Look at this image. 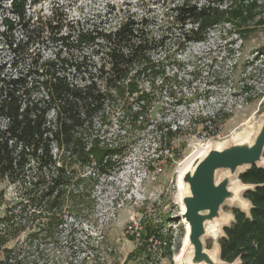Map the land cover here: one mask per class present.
I'll list each match as a JSON object with an SVG mask.
<instances>
[{
	"label": "rangeland",
	"instance_id": "1",
	"mask_svg": "<svg viewBox=\"0 0 264 264\" xmlns=\"http://www.w3.org/2000/svg\"><path fill=\"white\" fill-rule=\"evenodd\" d=\"M10 1L0 5V64L16 74L13 60L18 70L26 69L30 60L19 53L16 59L11 43L20 41L26 47L43 36L45 43L32 49L33 57L43 60L53 58L63 46L51 39L42 24H35V32L24 34L19 26L9 32L3 19L16 18ZM183 1L42 0L34 5L27 0V19L35 22L49 19L57 10L63 23L53 27L63 24L64 32L72 28V52L75 57L91 59L93 69L98 63L96 52L104 42L77 46L78 32H109L127 18L134 19L159 43L152 58L159 62L161 73L142 81L141 87L152 92L144 124L131 126L118 111L106 125L97 119L86 133L121 146L122 153L112 159L115 168L99 173L94 165L75 164L67 157L75 183L68 186L62 212L55 215L59 224L53 234H46L41 226L46 215L43 188L0 178V236L6 237L0 260L2 251L11 249L15 256L37 264H144L149 259L152 264H176L186 234L181 219V172L196 164L210 145L229 143L264 116V55L259 51L264 48V0H258L261 8L249 21V33L240 36L243 29L225 23L209 30L206 40L181 48L179 37L189 27L173 22L171 8ZM187 1L200 5L208 0ZM63 74L68 81L80 80L73 70ZM130 103L137 106L136 101ZM164 125L180 131L169 138L166 129L158 130ZM81 179L85 181L78 184ZM235 210L240 208L223 209L233 217L228 225L234 222ZM167 238L173 243L171 257L165 254ZM217 240L205 239L206 248L219 245Z\"/></svg>",
	"mask_w": 264,
	"mask_h": 264
},
{
	"label": "trees",
	"instance_id": "2",
	"mask_svg": "<svg viewBox=\"0 0 264 264\" xmlns=\"http://www.w3.org/2000/svg\"><path fill=\"white\" fill-rule=\"evenodd\" d=\"M41 1L32 0L31 4ZM26 4L27 0L10 1L16 18L3 19L6 29L10 32L19 26L25 34L35 32L38 28L35 24H42L51 39L63 48L53 58L43 60L33 57L35 50H32L40 42L45 43L43 36L26 47L20 41L14 42L10 44L11 51L16 59L17 53L27 56L28 67L18 70V62L13 60L11 67L17 72L13 74L5 64H0V178L43 188L41 200L46 215L41 226L46 234H53L59 224L55 215L62 212L67 188L71 182L75 183L68 170L69 161L94 165L99 173L105 174L116 167L113 157L122 153L118 143L106 142L101 135L87 136L95 121L99 119L106 125L118 111L131 126L147 121L152 92L141 84L144 79H155L161 73L159 62L152 58L160 45L151 31L140 29L139 23L131 18L109 32L79 31L77 46L104 42L96 52L98 63L93 69L91 59L75 57L72 52V28L64 32L63 24L53 27L63 23L57 10L49 19L37 18L35 22L27 19ZM258 4V0H208L199 5L185 0L175 5L171 8L173 22L182 28L189 27L179 37L178 47L206 40L209 30L225 23L243 29L238 32L240 36L249 33V21L255 19V10L261 8ZM28 41L26 35V44ZM259 51L264 55V48ZM68 70H73L80 80L68 81L63 74ZM131 100L137 102L136 107L131 105ZM159 127L160 131L166 129L169 138L180 131L177 128L173 131L170 125ZM240 180L256 186L244 194L252 209L249 215L235 210V221L224 228L225 237L219 239L221 258L228 263L239 259L241 264H264V168L253 166L240 175ZM84 181L81 179L78 184ZM5 242L2 234L0 250ZM165 250L171 257L169 245ZM2 252L0 264H37L15 256L11 249ZM149 262L150 259L145 263Z\"/></svg>",
	"mask_w": 264,
	"mask_h": 264
},
{
	"label": "water",
	"instance_id": "3",
	"mask_svg": "<svg viewBox=\"0 0 264 264\" xmlns=\"http://www.w3.org/2000/svg\"><path fill=\"white\" fill-rule=\"evenodd\" d=\"M215 145H210L193 169L185 172L182 178L183 184L188 187V194L181 197L184 207L181 219L189 226L188 242L193 251L190 264H241L239 259L233 263L223 261L220 244L217 245L219 261L210 257L205 245L206 223L219 218L223 205L232 197L229 190L231 175H237L239 179V175L253 166L264 168V164H260L264 161V119L252 145L231 142L225 143L223 148H216ZM221 172L226 173V176L218 180ZM241 183L244 186L242 197L245 200L244 194L256 186ZM245 201L248 203V212L242 209L240 211L249 215L252 203L248 199ZM229 223L225 227H229ZM222 237H225V232Z\"/></svg>",
	"mask_w": 264,
	"mask_h": 264
},
{
	"label": "bare ground",
	"instance_id": "4",
	"mask_svg": "<svg viewBox=\"0 0 264 264\" xmlns=\"http://www.w3.org/2000/svg\"><path fill=\"white\" fill-rule=\"evenodd\" d=\"M263 119H264V116L262 117L259 124L248 126L243 132H240L241 134L238 133L237 136L233 137L232 141H230V142L231 143H246L248 145H252L254 143L255 138L258 134V131L262 125ZM224 146H226V145L223 143H219V144L217 143L215 145L216 148H223ZM203 154L199 158H201L203 156ZM260 164H264V161L260 162ZM194 166H195V164L187 166L185 171L181 172V174L179 176L180 177L179 178V187L181 189L182 196L185 194H188V187L183 184L182 178H183L185 172L193 169ZM221 173H223V172H221ZM221 173L218 174V180H220L226 176V174L221 175ZM229 178H230L229 190L232 193V197L229 198L225 202V204L223 205L219 218H216L213 221L206 223V236H207V238H212L214 240H217L222 227L225 226L227 223H229L232 220L233 217L231 215L226 214L223 211V209L226 206H229L230 208L239 207L242 210H245V208H248L247 201H245L244 198L242 197V191L244 189V186L242 185V183L238 179V176L237 175H231ZM181 209L183 212L184 207L182 206V204H181ZM183 223L186 226V234H185V238H184L181 250L175 256L176 264H184V262H186V264H190V260H191V257L193 255L192 247L190 246V244L188 242L189 226L185 222V220H183ZM207 252L212 259L219 261V247L216 244L213 246L212 249L207 250Z\"/></svg>",
	"mask_w": 264,
	"mask_h": 264
},
{
	"label": "built area",
	"instance_id": "5",
	"mask_svg": "<svg viewBox=\"0 0 264 264\" xmlns=\"http://www.w3.org/2000/svg\"><path fill=\"white\" fill-rule=\"evenodd\" d=\"M170 239V238H169ZM169 245L170 248H173V243L172 241H168V240H164V246ZM144 264H152V261H150L149 263H144Z\"/></svg>",
	"mask_w": 264,
	"mask_h": 264
}]
</instances>
